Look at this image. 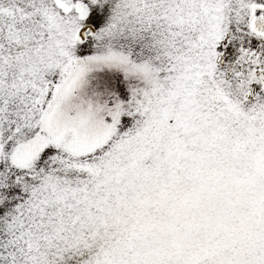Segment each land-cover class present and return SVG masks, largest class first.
<instances>
[{
	"label": "snow or ice",
	"instance_id": "obj_1",
	"mask_svg": "<svg viewBox=\"0 0 264 264\" xmlns=\"http://www.w3.org/2000/svg\"><path fill=\"white\" fill-rule=\"evenodd\" d=\"M0 264H264V0H0Z\"/></svg>",
	"mask_w": 264,
	"mask_h": 264
}]
</instances>
